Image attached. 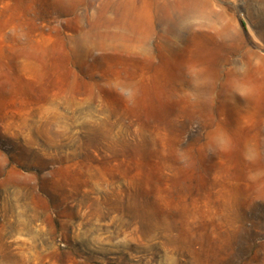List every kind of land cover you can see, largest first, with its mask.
Here are the masks:
<instances>
[{
  "label": "rangeland",
  "instance_id": "374dc122",
  "mask_svg": "<svg viewBox=\"0 0 264 264\" xmlns=\"http://www.w3.org/2000/svg\"><path fill=\"white\" fill-rule=\"evenodd\" d=\"M0 264H264V0H0Z\"/></svg>",
  "mask_w": 264,
  "mask_h": 264
}]
</instances>
